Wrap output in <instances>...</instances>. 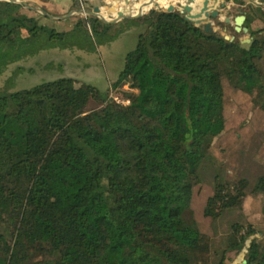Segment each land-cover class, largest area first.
<instances>
[{"label":"trees","instance_id":"1","mask_svg":"<svg viewBox=\"0 0 264 264\" xmlns=\"http://www.w3.org/2000/svg\"><path fill=\"white\" fill-rule=\"evenodd\" d=\"M163 2L133 4V13L148 10L115 23L78 18L66 39L21 13L19 3L0 0V76L16 64L10 78L24 70L20 60L54 46L39 42L41 31L59 49L93 38L92 50L141 27L110 85L137 90L125 105L108 88L72 77L0 96V264H226L228 252L243 249L236 264H264V232L233 222L226 244L214 247L191 208L224 130L223 80L250 94L259 77L253 99L264 110V39L258 29L249 42L227 40L176 9L151 6ZM90 100L97 105L87 108ZM12 114L25 126L18 134L4 129ZM215 177L202 210L208 217L241 207L249 186L246 178ZM251 190H264V173Z\"/></svg>","mask_w":264,"mask_h":264},{"label":"rangeland","instance_id":"2","mask_svg":"<svg viewBox=\"0 0 264 264\" xmlns=\"http://www.w3.org/2000/svg\"><path fill=\"white\" fill-rule=\"evenodd\" d=\"M75 1L76 4H72L69 8L58 10L59 14L68 13V16L61 17L62 19L50 20L41 14L42 12L37 13L30 9H26L24 13L31 20L37 21L38 24L44 23L48 28L63 32L66 39L71 36L73 25L78 18L91 15L89 12L94 8L93 4L101 8L106 5H113L117 8L114 9L116 14L121 10L123 11V7L125 8L123 12L136 14L131 9L133 0H93L92 4L87 3L85 0ZM36 2L42 5L47 0H36ZM159 5H165V2ZM262 5L245 8L250 14L248 15L251 17L252 29H260L261 32L264 31V8L261 9ZM53 7L51 11L56 10L55 6ZM107 12L110 13L111 11L107 9ZM233 24V17H231L225 30L223 26L216 23L213 26L217 28L216 31L218 32L236 36L242 43L247 42L248 32H234L232 29ZM140 31L141 27L130 26L115 40L91 46L92 50H88V44H94L93 38H90L87 41L88 44L81 48L59 49L55 46L56 40L48 41L46 32L41 31L38 37L39 42L41 41L44 45L51 43L54 46L42 50L32 57L20 60L18 64L22 65L24 70L13 78H10V76L16 64L10 65L0 76V96L4 95L5 92L29 88L59 77H72L78 81L92 84L100 90L108 88V96L125 105L128 103L126 96L129 93H137V90L130 89L126 84L117 88H110V85L116 80L123 68L125 54L135 47ZM28 36L27 32H24L22 39L31 40L32 44L34 41ZM47 62H51L52 65L46 67ZM250 81L254 85V89L249 94L234 88L226 79L223 80L224 130L213 140L211 146L213 162H206L203 165L201 181L193 189L191 208L194 217L201 231L211 237L214 247H223L226 244L227 233L233 222L250 223L256 232V236L264 232V190H257L256 192L251 190L256 178L264 173V110L256 105L253 99L263 82L259 77H253ZM96 105L97 103L94 100H90L87 108ZM12 111V102L8 100L5 113H11ZM4 120V129L7 132L12 131L18 134L25 128L16 121L14 114L5 117ZM8 120H10V123H8ZM215 175L218 176V180L235 177L246 178L249 186L241 207L228 208L219 217H208L202 214V210L206 198L212 193L216 181ZM244 251L243 249L238 252L234 250L228 252L226 264H236L241 261Z\"/></svg>","mask_w":264,"mask_h":264},{"label":"water","instance_id":"3","mask_svg":"<svg viewBox=\"0 0 264 264\" xmlns=\"http://www.w3.org/2000/svg\"><path fill=\"white\" fill-rule=\"evenodd\" d=\"M8 1L24 3L23 0H8ZM219 1L220 0H185L184 5H181V6L179 5V7H181V10L177 9L178 5H174V4H169L165 8V10L173 11L176 9L179 11V13L184 14L187 18L192 19L196 24L202 23L204 25L205 31L212 32L214 30H213L212 21L210 20V18L217 17L219 15L218 7H223L225 5V0H221L220 5H218ZM150 2H152V0H146L145 4H148ZM249 2L253 3V4H257V5H262L264 3V2L256 3L253 0H249ZM30 8L37 9L40 12L47 15V12H45L41 8H33V7H30ZM105 8L108 9L109 11H111V10L115 9V6L106 5ZM99 11H100V6H94L92 11L89 13H91V15L97 16L101 20L108 22V23H114V22H117V21L124 19V18H139L144 14V11L143 12L140 11L139 13H136V14H130V13L128 14V13L119 11L116 18L105 19V18L100 17L98 15ZM244 19H245L244 14H239V15H236L233 17L235 31H240V30H242L243 32L247 31V28L245 26H242ZM224 20L226 22H228L229 17H225ZM223 37L227 40H233L234 39L233 35L229 36L227 34H223ZM242 40H244V39H242ZM246 40L248 42L249 39H246Z\"/></svg>","mask_w":264,"mask_h":264},{"label":"crops","instance_id":"4","mask_svg":"<svg viewBox=\"0 0 264 264\" xmlns=\"http://www.w3.org/2000/svg\"><path fill=\"white\" fill-rule=\"evenodd\" d=\"M24 1V3H21V2H17V3H19L21 6H20V9H19V11L21 12V13H23V14H25L24 13V11L26 10V9H30L31 11H33V12H37V13H41L39 10H37V9H32V8H30V7H33V8H44V9H46L47 11V15L46 14H44V13H41V14H43V15H45L46 17H48V19H50V20H55V19H62V18H64V17H66V16H68V13L66 14V13H60L59 14V12H58V10H63L64 8H69L71 5H72V0H47V2L45 3V4H38V2H36V0H23ZM85 1H87V3H89V4H92L93 3V0L91 1V0H85ZM144 0H133L132 2V5L133 4H136V3H141V2H143ZM254 2H257L258 0H253ZM249 2V0H244V3L243 4H239V3H235V2H232V1H228V3H227V5L228 6H225V7H223L220 11H219V15L216 17V18H218L219 20H222V21H224L225 23H230V18L231 17H234V16H236L237 14H238V12H239V10H240V8L241 7H243L244 5H246L247 3ZM125 3V2H124ZM250 3V2H249ZM252 4V6H257V4H253V3H251ZM214 5V4H213ZM53 6H55V8H56V10L55 11H51V9H53L54 7ZM94 6H96L95 4H93V7ZM58 7V8H57ZM72 9V8H71ZM115 9H117V8H115ZM123 9V11L125 10V8L123 7L122 8ZM104 10H100L99 11V13H98V15H101V16H104V17H106V18H109V17H116V12H115V10L114 11H112V12H110V13H107V12H103ZM122 10H121V12H123ZM69 12V11H68ZM234 12V13H233ZM227 13H229V15L228 16H230L229 17V21L228 22H226L224 19H225V17H228L226 14ZM61 14H63V15H61ZM66 14V15H65ZM62 17V18H61ZM42 25H44L45 27H46V25L44 24V23H42ZM214 25V23H213V20H212V27H213V30H216L217 28L216 27H214L213 26ZM48 26V25H47ZM224 30L226 29L225 27L223 28ZM222 35H223V32H220ZM47 48H49V47H44V48H40L35 54H37L38 52H40V51H42V50H46ZM34 55V54H33ZM33 55H29V56H27V57H32ZM27 57H25V58H27ZM24 58V59H25ZM23 60V59H22Z\"/></svg>","mask_w":264,"mask_h":264},{"label":"flooded vegetation","instance_id":"5","mask_svg":"<svg viewBox=\"0 0 264 264\" xmlns=\"http://www.w3.org/2000/svg\"><path fill=\"white\" fill-rule=\"evenodd\" d=\"M262 2H264V0H258L256 3H262ZM220 3H221V0L219 1V4L218 5H220ZM227 3L228 2H226L225 1V5L223 6V7H225V6H228L227 5ZM252 6V4L251 3H247L246 5H244L243 7H241V8H245V7H251ZM223 7H218V10L220 11ZM241 8H240V10H239V12H238V14L237 15H239V14H244L245 15V19H244V21H243V23H242V26H245L246 28H247V31L246 32H248V37L246 38V39H249L248 40V42L249 41H251V39H252V37H253V35L251 34V32L254 30V29H252V22L250 21L251 20V17H250V20H249V22L247 23L246 22V20H247V18L249 17V13L246 11V10H241ZM263 7L261 6V9H262ZM249 14V15H248ZM210 20L212 21L213 20V23H215V21H214V18H210ZM234 23V22H233ZM232 28L234 29V24L232 25ZM260 30V29H259ZM234 31H235V29H234ZM240 31H242V30H240ZM243 32V31H242ZM256 35H261L262 37H261V39H264V31H262L261 32V30H260V32L258 33V34H256Z\"/></svg>","mask_w":264,"mask_h":264},{"label":"built area","instance_id":"6","mask_svg":"<svg viewBox=\"0 0 264 264\" xmlns=\"http://www.w3.org/2000/svg\"><path fill=\"white\" fill-rule=\"evenodd\" d=\"M124 1H126V0H124ZM184 3H185V0H166V3H165V5H162V6H160V5H158L159 7H163L164 9L169 5V4H174V5H178V8L177 9H179V10H181V7H179V5L181 6V5H184ZM263 8H264V3H263ZM101 8V7H100Z\"/></svg>","mask_w":264,"mask_h":264},{"label":"bare ground","instance_id":"7","mask_svg":"<svg viewBox=\"0 0 264 264\" xmlns=\"http://www.w3.org/2000/svg\"><path fill=\"white\" fill-rule=\"evenodd\" d=\"M100 17H103V18H105V19H107L106 17H104V16H101V15H99Z\"/></svg>","mask_w":264,"mask_h":264}]
</instances>
